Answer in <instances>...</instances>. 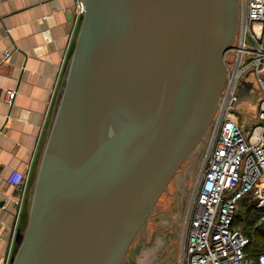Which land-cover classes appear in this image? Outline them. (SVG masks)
Instances as JSON below:
<instances>
[{"label":"water","instance_id":"95a60500","mask_svg":"<svg viewBox=\"0 0 264 264\" xmlns=\"http://www.w3.org/2000/svg\"><path fill=\"white\" fill-rule=\"evenodd\" d=\"M83 2L13 264H123L226 80L239 0Z\"/></svg>","mask_w":264,"mask_h":264},{"label":"built area","instance_id":"2783aa9c","mask_svg":"<svg viewBox=\"0 0 264 264\" xmlns=\"http://www.w3.org/2000/svg\"><path fill=\"white\" fill-rule=\"evenodd\" d=\"M80 10L85 11L84 2ZM12 53L0 48V67ZM226 62V80L187 211L180 264H264V253L253 254L252 236L237 221L245 202L256 212L257 223L264 224V0H239L236 38ZM243 79L258 90L257 102L244 100L255 113L241 109ZM15 95L16 90L8 92L10 102ZM10 181L26 189L29 180L15 172Z\"/></svg>","mask_w":264,"mask_h":264},{"label":"crops","instance_id":"0c3cea01","mask_svg":"<svg viewBox=\"0 0 264 264\" xmlns=\"http://www.w3.org/2000/svg\"><path fill=\"white\" fill-rule=\"evenodd\" d=\"M82 2L0 0V48L13 50L0 67V264H13L31 177L82 27ZM15 172L28 175L26 189L10 181Z\"/></svg>","mask_w":264,"mask_h":264},{"label":"rangeland","instance_id":"374dc122","mask_svg":"<svg viewBox=\"0 0 264 264\" xmlns=\"http://www.w3.org/2000/svg\"><path fill=\"white\" fill-rule=\"evenodd\" d=\"M74 52L75 49L69 57L65 74L62 79L63 81L57 92L56 104L50 115L49 125L43 140V146L37 159L36 168L31 177V187L28 195L27 209L22 227L18 233V243L15 253H17L22 241L24 240L25 232L29 223L32 196L31 191L37 177L39 167L38 162H40V157L42 156L46 146L50 125L53 120L56 105L58 103ZM230 55L231 52L228 53V56ZM241 109L244 111L247 110L248 112H256L255 107L250 106V104L246 101H243ZM234 116H237V114H234ZM209 137L210 133L207 131L200 143L180 166L170 181L167 189L161 195L144 226L133 241L123 264H180L182 250L181 244L186 228L187 211L192 193L196 187L203 166V158L208 146ZM246 215L247 214L243 213L245 218ZM252 219L253 218L251 217L250 222L248 221V223L246 222V219H243L241 224H243L246 231L249 233L251 232L250 234L254 242L256 236L253 232L256 233L255 227L258 223L255 222L254 219L252 221Z\"/></svg>","mask_w":264,"mask_h":264},{"label":"trees","instance_id":"16d2710c","mask_svg":"<svg viewBox=\"0 0 264 264\" xmlns=\"http://www.w3.org/2000/svg\"><path fill=\"white\" fill-rule=\"evenodd\" d=\"M243 203H244L243 205L245 207L243 209H241V211L239 212V214L237 216V221H239L241 223L243 219H246V222L248 223V221L250 222V219L252 217L255 220V222H257L258 216H257L256 212L253 211V209L251 207H247L245 202H243ZM243 213L247 214L246 218H245V216H243ZM253 219H252V221H253ZM255 232L256 233L253 232V234L256 236V238H255L254 242H253V238H252L250 250L253 252V254L259 255L261 253H264V224H257L255 227Z\"/></svg>","mask_w":264,"mask_h":264}]
</instances>
